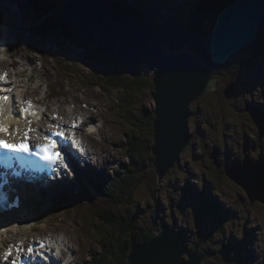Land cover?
Masks as SVG:
<instances>
[{"label": "rangeland", "instance_id": "1", "mask_svg": "<svg viewBox=\"0 0 264 264\" xmlns=\"http://www.w3.org/2000/svg\"><path fill=\"white\" fill-rule=\"evenodd\" d=\"M1 1L12 6L10 0ZM65 1L66 0H63L62 2L65 3ZM154 1L157 6H152L151 0H124L126 6L130 9H138L143 13L145 11L157 12V15L154 17L151 15L150 18L154 20L161 15L165 20L163 19L160 21L158 18L159 23L168 26L169 22L167 19L174 17L173 13L171 14L172 10L170 14L167 13L168 9L172 8V0ZM197 1L199 3L202 0ZM62 2L59 5H61ZM111 2L114 3L113 1ZM111 2L108 3L115 8L116 5ZM234 2L235 1H232L222 11H226ZM7 4L4 6L3 10H1L2 6L0 5V21L6 24V26H11L6 23L9 19L8 17L21 12H19L17 8L10 10L6 9ZM186 5H188V3L184 6ZM195 8L196 6L193 10ZM61 9L62 13L64 6L61 7ZM119 10L124 15L123 17L128 19L132 18L138 23L139 20L135 16H137L139 12L128 17L124 9L119 7ZM54 12L56 15L59 13L58 10H54ZM205 13L207 16L204 17V19L202 18L204 24H202V32L200 33L202 39L199 44V49L206 47L205 45L209 43L211 45L214 26L220 14L212 10H207ZM139 15L141 16L140 13ZM187 15L188 14L185 16ZM24 21H27V25H29L31 18H18V29L23 30L22 24ZM12 28L17 32L15 27H10L9 29ZM256 38L257 39L252 43L231 55L230 59L223 64L212 63L211 61L207 63L208 61L206 62L205 60L206 63L201 62L205 63L207 67L211 69L214 77L213 80L217 78V86H215L214 90L205 92L198 101H193L189 106L191 116L188 126L190 128L189 133L192 134V142L189 141L190 143L183 149L179 161L175 163V166L169 173L159 178L157 171L153 167L155 161L153 155V147L155 145L153 140L154 137L150 138L148 135V142L151 143L150 148L154 158L152 161L153 164L149 162V165H145L147 168L144 171L140 170L138 175H142L146 172L144 178L148 176L150 182H146L144 179L145 183L141 184L136 189L128 187V191L131 195L127 197L124 196V194L127 193L126 188H124L126 193L123 192V188L113 189L115 186V183H113L115 182L114 180L112 181L113 184H111V191L109 193H106V195L102 194L95 200L93 199V202L87 201L83 203L82 209L77 210V212L80 213L76 215L75 218L70 217L68 220L62 217L63 221H60L61 223L58 226V230H60L58 235L66 239L67 248H71L70 243L74 247V239L70 241L69 236L75 237V234H78L80 237L78 241L81 242V245L88 248L90 251H94V256L91 254V258H89L86 254V250H83V253L88 258L84 259L82 264H104V261H100L99 258L104 248L102 246L104 240L102 241V239L106 237L107 234L105 235V233L108 232V230L98 229L97 223H99V220L95 215V212L97 214L103 210L114 212L118 216L125 215L127 218L129 217L133 220L134 227L151 230L154 233V236H152L149 241L140 243L139 245H133L130 249L128 259L132 251L136 249L135 247L146 246L155 236L161 237L164 235L167 229L162 225H166V227L174 228L179 233L180 237L185 239L183 243L186 241L184 244H186L187 249L184 247L182 249L183 251L181 250V257L185 262H189L191 258H195L194 256L198 255V259H202L199 264H264V202L260 201L264 200V184L261 185V182H264V169H261L260 164H258L263 172V175L259 174L258 176L257 170H259V167L255 168L254 166H249V169L245 168V172H252L251 175L258 176L256 181L259 184L257 185L246 178H241V181L238 180L236 182L226 175L228 169L232 172L242 160L245 161V157H249L252 162L258 161L262 153L260 145L264 146V135L263 138L260 139L262 133L258 131L254 121L248 113L252 105H260L264 110V16ZM183 41L184 40H182L181 43H183ZM37 42L38 45H32V49H38L43 52V50H45L43 47L47 48V43H44V38H40V40L37 39ZM165 43L168 48L170 45L168 39ZM161 45L164 46L163 43H161ZM210 45L207 47L209 51ZM195 48L196 46L192 41L186 43L185 47H182V49L186 51H192L191 49ZM258 50H261L263 53L256 57L255 53H258ZM18 51L17 49L13 53H9V49L7 48V51L3 52V56L0 57V71L4 69L16 71V76H14L17 77V81L21 85H24L26 75H28L26 73L30 71L22 70L23 66L20 65V61H23V52L14 56L12 59L9 58V56L14 55ZM167 51L169 53L180 52ZM75 53L78 55L80 53L77 48L71 50L70 61L66 60L63 62L67 67L68 64L71 66L74 65L70 72L66 68H63V73L57 72L55 70V64H57L56 61L58 59L48 57V63L42 65L40 69L41 72L39 70L42 83L41 80H36L34 85L35 91L29 92L38 95L40 94L39 92L43 94V90L45 91L43 100L47 108L51 111V113H49L50 117L55 116V111H58L59 105L62 106L65 112V114L61 115L64 117L65 122H68L71 118L76 116L78 118L80 114L81 117H83H79L81 121L87 118L90 120L94 119L95 116H97L96 120H99V117L105 112L107 118L105 121L107 125L117 130L116 132L112 131L114 138L113 140L111 139L112 142L109 143V147L114 150L111 151L107 146H104L102 149L104 160L101 162V165L104 169H101L102 171H95L93 165H87L79 172L78 183L80 186L82 185L85 187L86 183L84 182V178L89 175L92 176L91 181H99L101 178L106 177L108 172L107 169L110 167L111 161L117 163L116 159L120 158V167H128L130 163L135 161L127 156H122L120 150L126 153L125 149L130 147L129 141H132L134 138L138 139L140 133L138 134L139 131L137 128L130 124L131 118L134 117L131 115L132 112H128L126 107L121 109L123 102L119 100L118 103L116 99H124L126 102L127 99H130L135 105L137 111L136 115L139 114L140 116V114H145L146 112L147 114L151 113L155 117V110L157 107L153 96L157 91L155 90L153 80L155 76L157 77L156 71L158 70V66L154 64H152V66L150 62L141 63L136 70L142 73L145 80L144 85L146 87L140 89L134 87V91L131 89V91L129 90L124 94L121 88L114 89L110 87L106 89L105 85L103 86L104 83H102L104 82L103 79L100 80V77H98L99 80H97L96 76H92V74H94L92 72L93 69L78 63L81 57L84 61L83 55L77 57ZM193 53L195 54L193 57L201 60L200 52ZM164 54H166L165 51ZM12 62L14 63V65H12V67L15 68L14 70L10 65ZM6 64L8 67H5ZM253 71H258L257 76ZM72 73L77 77H72ZM53 74H57L60 77L57 84L62 88V93H57L54 88L49 92V88H47V95V89L44 83H51L53 80H57ZM215 74L217 75L215 76ZM21 80H23V82H21ZM232 81H235V93L232 97H225L226 85L230 84ZM39 82L43 84L40 87H38L40 85ZM73 82H75V84ZM63 83L65 87H62ZM19 92H21L20 89ZM19 97L20 96H18V99ZM52 102L58 103V105L51 107L50 104ZM85 102L91 103L90 106L87 107ZM95 105L96 107H94ZM96 108L97 112L94 111ZM37 114L40 115V113ZM33 121H39V118L33 119ZM22 122L23 121H20V123ZM49 126H51V122ZM104 130L106 131V129ZM108 131H110V129H108ZM99 136L102 138L101 142L106 140L105 133L99 132ZM153 136H155V134H153ZM99 143V140L93 139L90 143L91 149L98 152ZM214 154L218 156L217 160L220 163L218 166L213 164V160L210 159V156ZM100 156L102 157V155ZM108 161L109 167L107 166L105 168ZM262 163H264V161H262ZM252 167L253 169L255 168V170H253L255 172L251 171ZM135 173L137 174V172ZM136 177L137 176L133 178V181ZM74 179L75 176L70 177L68 175L63 180L65 191L71 194H75L76 192V188L73 185ZM100 188L102 189L101 186ZM59 189L60 187H58V190ZM253 198L258 199L254 200ZM61 201L63 202L62 199ZM70 203L73 204L72 201H70ZM46 204L48 206L42 209L41 214L44 213L47 208V213L51 212L49 208L52 202H49V204L46 202L42 205L45 206ZM67 206L70 207L68 204ZM78 207L80 208V206ZM222 207L224 210L221 209ZM92 210H95V212H92ZM72 211L71 213H73ZM33 219L37 220V218ZM48 224L49 229L52 227V232H55L54 225H56V221L54 218H52V221L44 220L38 223V227L45 228ZM63 225L67 228H64ZM83 225L85 228L87 226L86 229H90L89 232L91 234L82 232ZM93 230L95 231V236L93 235ZM125 230L126 232L123 236L126 234V236L130 238L134 235L132 230H129V227ZM8 231L13 235L12 239L15 240L18 238V234L20 235L21 228L18 227V229H16L15 225H13ZM62 231L69 236L65 235ZM32 235L34 236L35 233H29L28 237ZM86 236H88L91 241H89ZM187 251H189V253L191 252L193 257H189ZM143 253L144 252L140 254L142 259L144 258ZM69 255H72V253ZM203 256L205 258H203ZM138 257L139 254H136V260L140 258ZM98 259L99 262L97 261Z\"/></svg>", "mask_w": 264, "mask_h": 264}, {"label": "water", "instance_id": "2", "mask_svg": "<svg viewBox=\"0 0 264 264\" xmlns=\"http://www.w3.org/2000/svg\"><path fill=\"white\" fill-rule=\"evenodd\" d=\"M247 1H235L230 11L223 12L220 20L215 24L211 44L214 62L218 64L225 63L233 53L254 41L258 27L263 22L261 19L254 22L255 12L259 10V7H262L260 12L264 14V5H257L255 0ZM10 3H12V6L6 3V9L17 8L21 12L18 13L20 17L31 18L30 24L25 27L26 36H32L33 42L37 45V39L44 38L47 48H43L62 56L65 61H70L71 53H69V50L77 48L85 59L98 58L100 62L104 60L124 62L130 71H135L141 63L145 62L157 65L161 69L156 72L157 77L154 78L157 85V93L154 94L157 109L155 110L156 118L154 119L156 139L153 147L155 154L153 166L159 178L169 173L175 163L179 161L180 153L183 152V149L192 139L188 126L191 115L189 106L205 92L213 90L210 85L215 80H213L210 69L207 66L203 67L201 61L193 57L190 52L181 51L164 55L162 45L158 39H154L149 32L133 20L123 17L124 15L106 0H66L63 3L64 9L59 16L60 19L55 15L42 12L43 10L37 7L34 0H10ZM6 4L0 0L2 10ZM230 13H232L233 19L230 18ZM243 15H246V17L241 18ZM251 20L252 24L253 22L256 23V27L251 25V31H249L246 27ZM44 27L48 28L46 32L50 34L43 35L42 32H39V29ZM233 31H239L240 34L235 36ZM220 35L222 42L220 41ZM216 36L219 38L216 39ZM219 42L222 44L221 50L216 46V43ZM61 44L68 45V48L65 49ZM83 62L81 58L78 60V63L85 66ZM233 87L231 85L227 88V97L232 96ZM252 115L259 131L262 133L260 135L261 139L264 135L263 117L257 110H254ZM172 139L174 141L179 140V148L174 149L171 146L170 140ZM172 151H178L177 156H174ZM262 161H264L263 152L259 160L255 162H252L249 157H245L244 163L231 173L228 171L227 175L236 182L241 181V178H246L257 185L258 170L257 176L251 175V172H245V168L249 169V166L257 168L256 165L260 164L261 169H264ZM255 168L252 167L251 171ZM260 201L264 202V200ZM162 226L168 229L164 235L161 237L155 236L146 246L135 247L136 249L132 251L128 259L130 264H149L150 259L153 257L159 258L154 263L160 262V264H163L164 256L181 257L182 249L186 248L185 242L183 243L185 239L180 237L175 230L167 228L165 225ZM142 252H144L143 259L140 257ZM187 252L189 257L193 256L191 252ZM136 254H139L140 257L137 260ZM203 258L205 257L203 256ZM192 260L193 258L188 263L192 264V262L199 259Z\"/></svg>", "mask_w": 264, "mask_h": 264}, {"label": "bare ground", "instance_id": "3", "mask_svg": "<svg viewBox=\"0 0 264 264\" xmlns=\"http://www.w3.org/2000/svg\"><path fill=\"white\" fill-rule=\"evenodd\" d=\"M107 1L110 3L112 0L111 1L107 0ZM188 1L189 0H172L173 4L171 5V7H172L171 8V10H172L171 14L173 13V15H175V12H176L177 15H180L181 17H183L186 14H188L189 9H193L195 7L194 1H193V3H191L192 4L191 6L189 4L184 6L186 3H188ZM233 1H238V0H233ZM242 1L243 2L244 1L248 2L247 0H242ZM263 1L264 0H255L256 4L260 5V6L264 5ZM201 2H199V4ZM203 3H204V1L202 2V4ZM151 4H152V6H157V4L155 3L154 0H151ZM159 6H160V3H159ZM231 8H232V6L229 7L226 11H222V12L219 11L218 14L219 13L220 14L218 16L217 21L220 20V18L222 16L221 14H223V12H229ZM260 10H262V7H259V10L257 12H255L254 22L256 20H258V19L263 20L264 14L261 13ZM124 11H126V10L124 9ZM126 13H127V11H126ZM246 13H248V12H246ZM126 15H128V14H126ZM229 16H230L231 19H233L232 13H230ZM128 17H131V16L128 15ZM245 17H246V15H243L241 18H245ZM251 17L253 18V15ZM171 19H167V21L169 22V21H171ZM131 20H133V19H131ZM134 22H136V21H134ZM254 22L252 24V20H251V22L247 25L246 29L251 31V25L256 27V23H254ZM238 23L240 24L239 21H238ZM145 26L147 27L146 24H145ZM260 27H261V24L259 25L258 30L256 32L255 40L257 39L256 37H257V33L259 32ZM2 31H0V34H4V30H2ZM146 31L149 32V34L152 37H154V39H156V40L158 39L159 42L161 43V40L159 39L160 36L157 33H153V31H151L149 29V27L146 28ZM233 34L235 36H238L240 34V32L239 31H233ZM219 37H220V41H221V35ZM219 37L216 36V39L219 38ZM212 38H213V36H212ZM3 39L5 41H9V39L5 38V37ZM212 42L213 41H211V44H212ZM216 46H217V48L219 50L222 49V44L220 42L216 43ZM165 47L164 46L161 47L163 54H164V51L166 52V54H164V55L175 54V53H172V52L169 53L167 51V48H165ZM228 49L231 50L230 47H228ZM181 51H186V50L180 49V52ZM186 52H190L191 54H193L195 56V54L192 51H190V50H188ZM210 52H211V45H210ZM233 54H235V53H233ZM210 55H211V58H210L211 60L210 61L213 63L214 61L212 59V53ZM230 57H229V59H230ZM226 59H227V57H226ZM27 61H29V60H27ZM27 61H26L25 67H28L29 65L34 67L32 69H29L30 77H31L33 75V73L35 72V70L38 68V65L34 61H31V62H27ZM200 61L201 62H205L202 59ZM210 61H208L207 63H210ZM205 63H201V65L203 67H206L207 65ZM215 63H217V62H215ZM5 67H8V65L6 64ZM160 70L161 69L158 67V70L156 72H159ZM216 75L217 74H215V76ZM15 76L12 75V82H13L12 86L13 87L16 86L14 88L17 91H19V89H24L25 91L35 90V87H33L30 84L21 85L17 81V77H15ZM216 80H217V78H215V81H213L211 83V85H210V87H212L213 90H214L215 86H217L216 85ZM153 82H154L153 84L155 86V90L157 91V85L155 83V79L153 80ZM39 93L41 94V92H39ZM42 95H45V91L44 90H43V94L39 95V97H37L35 102L38 103V105H43L44 107L43 108H36L35 109L36 111H34V110H30V111L31 112H35V113H40V115H43V112H45V114L48 115V117H49V120L47 121L46 126H49L50 122H51V125H52V123L56 122V120H55V116L54 117H50L49 113H51V111L47 108V106L45 104V101L43 100L44 97ZM47 95H48V93H47ZM198 100H196V101H198ZM85 104L87 105V107H89L91 103L89 104V103L85 102ZM56 105H58V103L52 102L50 104L51 107H54ZM73 106L76 107L75 105H73ZM94 107H96V105ZM156 107H157V105H156ZM10 108H11V111L9 113H7V114H9V116L6 119L7 126L10 127L11 124H14L15 126L19 125V126H21L22 132H24L26 130V133H29L30 131H29V129H27L28 126H27V123H26L28 120L27 121H23V120H20V119H16V117L14 116V113H16V109H15V106H14V104L12 102L10 104ZM94 111L97 112V108ZM56 113H58L60 115L65 114V112H64V110H63L61 105L58 106V111L57 112L55 111L54 115H56ZM79 117L83 118V117H81V114H80ZM95 118H97V116H95ZM155 118H156V114H155L154 119ZM73 119H74V117L71 118L70 121H72V122H70V123L74 122ZM154 119H153V127H154ZM52 120H55V121H52ZM20 121H23V122L20 123ZM84 121H81V120L79 122L77 121L78 126L81 129V131H86V129L94 130V128H95V125H94L95 119H91L90 120V119L87 118ZM35 122L36 121H34V123ZM42 123L43 122L37 123V124H35V126L37 128H39V129H43L45 131L46 128L44 126H42ZM84 124H85V126H84ZM98 124H99V120H96V125H98ZM66 126L67 125H63V128H61L59 130H62V129L64 130ZM33 130L35 132L37 131L36 129H33ZM54 130L55 131L58 130V127L54 128ZM154 130H155V127H154ZM64 132H65V130H64ZM35 134H37V133H35ZM154 134H155V131H154ZM3 137L6 138V140L9 139L11 141H19L20 140L19 137L8 136L5 133L3 134ZM34 139H37L36 135H35ZM155 139H156V134H155V136L153 138L154 142H155ZM170 142L172 143L171 146H173L174 149H177V148L180 147L179 140L174 141L172 139V140H170ZM69 146L73 147L71 142L69 143ZM73 148H72L73 156H74V158L76 160L79 161V164L73 162V160H72L73 156L72 157L68 156L67 159H68V162H70L71 168L66 170L64 172V174L62 175V177L59 180H56V182L52 181V175H50L49 173H46V172H42L41 175L39 176V179H38V182L41 181L42 184H43V187L38 190L39 194L35 191L37 189V187L33 188L34 190H32V191H26V190H29V189H27L28 185L33 181L35 173H37L35 167L34 168L31 167L29 163L25 164L26 163L25 161H27V160H23L21 158L17 159L18 161L15 160V162L12 163V166H13L12 169H10V170L4 169L3 171H1V173H0V247H3V250H4V252L6 254L8 253L9 250H11V258H12L13 261L19 262L20 260H22L24 255L21 253V251H24V252L27 253V252H29L28 251L29 248H31L33 250L32 252H34L36 249L45 250L47 252V255L51 256L50 260L52 261V264H79L80 263V259L78 258V249L79 248L86 249L88 253H91V252L93 253L94 252V251H90L88 248L83 247L81 245V242L78 241L79 238H80L78 234H75V237L74 236L71 237V236L67 235L66 233H64L62 231L65 235L69 236V240L70 241H73V239H75V238L77 239L74 242V247L70 243L71 248H67L66 239L65 238L63 239L62 237H60L58 235V233H60V230H58V226L63 221L62 217L69 220L70 217H71V216H69L71 211L73 209H75L76 207L83 205L82 203H84V199L83 198L76 200L75 196H77L79 194L88 195V192H85V191H88V188H90V189L93 188L91 190V193L95 194V190H96V187H97L96 183L92 185V183L95 182V180L91 181L92 180V176H90V175L84 178V182L86 183L85 187H83L82 185H81L82 186L81 187L79 185V183H78L79 172H81V169L85 168V166L92 165V164H90V162H92V161L90 160L91 157L89 155V149L87 151L86 157H85V155L83 157L78 152H76ZM164 151H166V150L164 149ZM177 152L178 151H172V154L174 156H177ZM95 155H96L95 163H97L98 166L95 167L93 165L95 167L94 169H95V171L96 170L102 171L101 168H100V167H102L101 162L104 160V158H103L104 155L102 153V150H99L98 152L96 151ZM100 155H102V157ZM153 155L155 157L154 151H153ZM0 160H1V158H0ZM108 165H109V161L107 162V165L105 166V168ZM10 166H11V163L8 164L7 168H10ZM23 166L25 168V171L23 170ZM28 166H30V167H28ZM256 167H259L258 164L256 165ZM253 172H255V171H253ZM258 172H259V174L263 175V172L260 169V167H259ZM68 175L70 177L75 176L74 184H73L75 186V188H76L75 189L76 190L75 194H71V193H68L67 191H65V185H63V180ZM3 182L4 183L6 182V186L4 188H2V186H1L3 184ZM15 183H17V185L13 188L12 186H14ZM256 183L259 184L258 182H256ZM262 183H264V182H262ZM91 185H92V188H91ZM24 187L26 188V190H24ZM58 187H60L59 190H58ZM101 187L103 189L105 186L103 184H101ZM263 187H264V185H263ZM99 189H101V188H99ZM13 190L17 191V193H14ZM61 199L64 202V203L62 202L63 203L62 205L56 206V205L53 204L56 201H61ZM91 199H95V198H91ZM69 200L70 201H74L73 204L70 203ZM20 202L22 203V205H21L20 208H18L19 207L18 204ZM46 202L48 204H49V202H52L51 207L49 206L50 207L49 209H50L51 212L47 213V211H48V208H47V210L44 213L41 214L42 209L48 206L47 204L45 206L42 205V204H44ZM66 203L70 207H68ZM75 205H78V206H75ZM14 209H18V211H14ZM3 216H7V217H3ZM26 216H29V218L23 219V217H26ZM33 218H35V219L37 218V220H34ZM52 218H54L55 221H56V225H54L55 232H52V227H50V229H49V224L45 228L44 227L43 228L38 227V223H40V222H42L44 220H49V221L51 220L52 221ZM12 225H17L16 229H18V227L21 228L20 235H18L19 238H18V242L17 243H15L12 240V238H11L12 234H10V232L5 228V227L12 226ZM29 225H31V228L29 227ZM167 228H169V227H167ZM33 232L37 236H39L41 239L37 240V239L29 238L28 237L29 233H33ZM93 235L95 236V232H93ZM86 237L88 238V236H86ZM164 239H165V237H164ZM88 240L91 241L90 238H88ZM94 242H95V240H94ZM60 243H62L63 245H60ZM16 244H17V246L15 247ZM85 244H87V243H85ZM93 249H94V247H93ZM70 253H72V255H69ZM197 256L198 255L194 256L195 258H193L192 261H195V259H198ZM176 258H172L171 256H167V257L164 256V259H163L164 263L163 264H189L188 261L185 262L182 257H176ZM156 259L159 260L158 257L151 258L149 264H160V262L154 263V262L157 261ZM200 260H201V258H199V260L196 261V262H192V264H199ZM39 261L42 264L49 263L48 261H45L46 262L45 263L44 260H41V259H39ZM189 262H190V260H189Z\"/></svg>", "mask_w": 264, "mask_h": 264}, {"label": "trees", "instance_id": "4", "mask_svg": "<svg viewBox=\"0 0 264 264\" xmlns=\"http://www.w3.org/2000/svg\"><path fill=\"white\" fill-rule=\"evenodd\" d=\"M34 1L37 7L43 10L42 12L51 14L53 16L55 15L58 17V19H60L59 16L62 10L61 7L63 6V0ZM112 1L119 3V7L125 9L127 11V14L130 16H133L139 12L141 16L139 15V13L137 16H135L138 20L142 18V22L146 24L151 31L155 32L156 30V33L159 36L162 35L165 41H167L168 39L169 44L171 46L169 45L167 50L178 52L180 51V49H182V47H185L186 43H190V41H192L194 42L196 48L191 50L195 53L200 52V58L203 61H210L211 55L210 51L208 50L209 48L207 49L210 43L208 45H205L206 47H202V49H199V44L202 39V35L200 33L202 32V24H204L202 18L204 19V17L207 16L205 11L212 10L213 12L217 13L219 11L221 12L233 0H202V2L204 1V3L202 4L201 2L199 5L195 4L196 8L194 10L189 9L187 16L181 17L180 15H177L174 16L172 19L170 18L171 21H169L168 27H165V24L159 23L158 18L160 19V21L163 19L165 20V18H163L161 15H159L158 18H155L154 20L150 18L151 15H153V17L157 15V12L145 11L143 13L138 9L135 10L134 8L130 9L129 7H127L124 0ZM61 2L62 4L59 5ZM54 10H58L59 13L56 15ZM148 21H150L151 24H147ZM39 30V32H42L43 35L50 34L46 32V30H48L47 27H44ZM182 40H184L183 43H181ZM61 46H64L65 49L68 48V45L66 44H61ZM69 53H71V49L69 50ZM262 53L263 52L261 50H258V53H255V55L257 57L259 54L262 55ZM79 55H81V52L79 53ZM79 55L77 54L76 56L78 57ZM81 59L83 58L81 57ZM84 64L87 65L89 68L93 69L92 72L94 74H91L96 76L97 80H99L98 77H100V80H104V82L102 83H104L103 86L105 85L106 89L110 87H113L114 89L121 88L124 94H126L127 91H131V89L132 91H134V87L138 89L146 87L144 85L145 80L142 73L137 70H135L134 72L130 71L128 69V66L124 62L122 63L105 60L103 62H100L98 58H84ZM125 104L126 106H128V112H132L131 115L135 117L131 118L130 124L137 128V130L139 131L138 134L140 133V136L138 139L134 138L130 143V147L128 148V154L130 159H134L135 161L130 163L129 166L125 167L124 171L121 172V174L116 180L113 189L123 188V192L126 193L124 189L126 188L127 193L124 194V196L129 197L131 193H129L128 187L136 189L138 186L145 183L144 179L146 180V182H150L148 176L144 178L146 172H144V174L142 175H138V173H140V170L144 171L147 168L145 165H149V162L152 163L154 159L150 148L151 143L148 142L147 138L148 135L150 136V138L154 137V116L151 113L147 114L146 112L145 114H140V116L139 114L136 115L137 111L135 105L131 103L130 99H127V102ZM145 157H148L151 160ZM135 172H137V174ZM135 176L137 177L133 181V178ZM109 192L110 191H106L105 195ZM221 209H223V207ZM96 216L99 220L98 229L108 230V232L105 233V235L107 234L106 237L102 239V241L104 240V242L102 243V246L104 248L102 247L103 249L99 258L100 261H104V264H129L128 255L131 247L135 244L145 243L149 241L152 236H154V233L151 230L142 229L140 227H134L133 220L129 217L127 218L125 215L118 216L114 212H107L106 210H103L102 212L96 214ZM127 227H129V230H132V233L134 234L130 238L127 237L126 234L124 235L125 237L123 236V234L126 232L125 229ZM99 259L97 260L98 262Z\"/></svg>", "mask_w": 264, "mask_h": 264}, {"label": "snow or ice", "instance_id": "5", "mask_svg": "<svg viewBox=\"0 0 264 264\" xmlns=\"http://www.w3.org/2000/svg\"><path fill=\"white\" fill-rule=\"evenodd\" d=\"M7 78V73H4L0 75V81H5L6 82ZM15 90L12 87H6L0 89V92H6V93H12ZM11 104V97L9 95H0V117H4L7 113L11 111L10 108ZM28 107L22 109V111L25 114H31L33 116H36L37 113L31 112V108L33 107L31 101L27 102ZM17 115H19V112H17ZM7 129L0 124V132H6ZM31 131V129H29ZM27 135V133H26ZM55 136H59L62 139H66L65 134L62 131H55L53 133ZM46 141H48L45 144L38 145L40 152L44 153V159L49 161L50 163L55 164L60 158H61V153L55 151L56 149V141L52 140L50 137H44ZM75 143V141H73ZM0 149H4L6 151H11V152H19V153H26L29 155H32V149L30 148L29 144L27 143H20V144H12V143H6L3 139H0ZM29 253H31L33 250L31 248L28 249ZM8 255H11V250L8 251Z\"/></svg>", "mask_w": 264, "mask_h": 264}]
</instances>
